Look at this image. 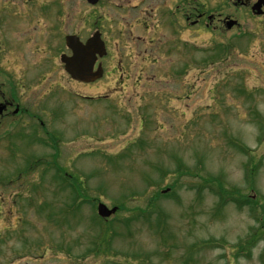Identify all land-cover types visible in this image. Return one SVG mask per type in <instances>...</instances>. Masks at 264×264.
Here are the masks:
<instances>
[{
  "label": "rangeland",
  "instance_id": "1",
  "mask_svg": "<svg viewBox=\"0 0 264 264\" xmlns=\"http://www.w3.org/2000/svg\"><path fill=\"white\" fill-rule=\"evenodd\" d=\"M28 1L27 11L55 8ZM97 16L113 27L122 70L79 84L50 52L48 107L59 121L48 134L18 129L0 143V264H264V21L224 36L194 33L198 49L187 52L169 42L155 49L158 41L147 49L108 4ZM59 22L52 15L48 24ZM216 40L228 54L205 65L221 56ZM1 56L8 66L15 58ZM44 58L27 48V66ZM100 202L119 211L102 218Z\"/></svg>",
  "mask_w": 264,
  "mask_h": 264
},
{
  "label": "flooded vegetation",
  "instance_id": "2",
  "mask_svg": "<svg viewBox=\"0 0 264 264\" xmlns=\"http://www.w3.org/2000/svg\"><path fill=\"white\" fill-rule=\"evenodd\" d=\"M10 1L12 4L3 6V9L0 7V16L11 14L20 21L17 25L8 26L6 22L0 24V143H13L12 136L18 129H32L37 135L39 131H46L48 134L47 131L52 130L48 129V126L52 127L53 121H59L60 113L56 117L54 115L55 120H50L48 102L52 77L50 78L48 73L53 67L50 52H54V59L59 58L64 71L65 63L62 58L73 56V50L67 44V37L77 36L86 44L92 36L97 33L101 35L105 41L106 54L97 55L93 71L96 72L100 68L103 71L102 77L97 81L111 74L109 67H112L113 73L122 70V67L117 69V66L122 65L121 60H118L117 65L114 64L118 56L111 51V39L107 37L113 27L105 17L102 21V18L97 16L105 4H108L112 11L127 14V27L123 31L131 35L134 33L133 29H137L142 35L141 41L144 44L149 43L145 44L147 49L155 48L154 42L158 41L155 49H160L163 44L169 42L171 49L189 52L195 47L190 40L194 33L224 36L231 31H240L248 19L258 18L264 21V4L260 9L253 11V6L260 0H47L54 4L55 8L52 12L38 13H35L34 9H23L28 0ZM18 1L21 4H15ZM1 3L6 4L8 0H0ZM80 9L83 13H80ZM39 14L45 17L43 23L36 21L35 17ZM52 15H59L62 22L50 28L48 21ZM81 16L86 23L80 27L78 20ZM230 23L232 26L228 28ZM152 31L161 34L154 38L148 37ZM166 35L171 39H162ZM160 36L162 38H159ZM222 44V41H215L218 47ZM28 47L44 55L46 59L36 60L34 64L32 61L28 65L31 68L28 67ZM6 50L14 51L15 58L9 62L10 66L1 56ZM19 64L22 69L18 76L16 66ZM28 69H31L32 74H28ZM58 71L59 69H55L52 72ZM65 73L67 74L66 71ZM119 78L122 79L123 76L119 75ZM36 85L37 88H34ZM59 90H56L57 93ZM145 121L143 116L141 125ZM37 142L44 143V140H36L34 143Z\"/></svg>",
  "mask_w": 264,
  "mask_h": 264
},
{
  "label": "water",
  "instance_id": "3",
  "mask_svg": "<svg viewBox=\"0 0 264 264\" xmlns=\"http://www.w3.org/2000/svg\"><path fill=\"white\" fill-rule=\"evenodd\" d=\"M262 4H264V0H260L253 7V10L260 9ZM231 26L230 23L228 27L230 28ZM67 44L73 50V56L63 57L62 60L65 63L66 71L72 78L79 81L92 82L102 76L101 68L96 73L93 72L97 55L104 56L106 54L105 44L99 33L92 36L85 45L75 36L67 37ZM117 211V207L109 209L103 203L98 205V214L102 218H109L116 214Z\"/></svg>",
  "mask_w": 264,
  "mask_h": 264
},
{
  "label": "trees",
  "instance_id": "4",
  "mask_svg": "<svg viewBox=\"0 0 264 264\" xmlns=\"http://www.w3.org/2000/svg\"><path fill=\"white\" fill-rule=\"evenodd\" d=\"M238 143V142H237ZM238 148H241V145H238ZM250 152H248V154H249ZM32 165V164H31ZM180 165H182V166H184L183 164H180ZM28 169H30V168H28ZM31 170V169H30ZM188 172H185L184 174H187ZM201 174H202V172L201 173H199V175L198 176H201ZM210 181V180H209ZM211 182V181H210ZM210 184H208V183H205V184H203L202 186L204 187V186H209ZM161 195H163L162 194V192H158V194H157V196H161ZM155 205V204H154ZM158 208V206L156 205V206H152V207H148L147 209H150L151 211H153L154 209H157ZM150 210H148V212H150ZM141 212V216L146 220V221H149V220H151V218H152V212H150V213H145V210H142V211H140ZM165 223V221H164V218L163 217H161V216H158L157 217V219H156V228L157 229H159L160 228V226H161V224H164ZM108 235L106 234L105 235V237H107ZM111 237H112V235H111Z\"/></svg>",
  "mask_w": 264,
  "mask_h": 264
}]
</instances>
